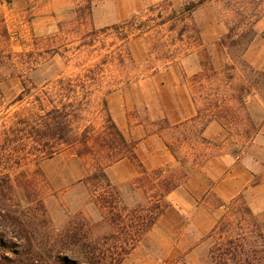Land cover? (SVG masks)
I'll return each mask as SVG.
<instances>
[{
	"label": "rangeland",
	"instance_id": "obj_1",
	"mask_svg": "<svg viewBox=\"0 0 264 264\" xmlns=\"http://www.w3.org/2000/svg\"><path fill=\"white\" fill-rule=\"evenodd\" d=\"M190 3L198 6L186 11ZM93 5L0 0V52L33 53L40 66L31 77L44 90L55 89L59 79L64 88L73 80L77 102L87 103L84 125L101 129L98 113L106 100L135 147L136 160L108 172L130 205L142 201V186L150 195L163 191L161 175L178 184L167 198L170 209L124 264H208L215 225L237 229L241 216L245 229L264 225L244 196L224 203L212 179L202 182L207 162L222 156L264 180V94L252 87L253 71L264 73V0H138L127 19L109 25L95 21ZM2 95L0 130L29 106H9L19 96L17 83L3 85ZM74 157L68 151L39 165L44 177L37 176V190L59 229L79 214L101 220L89 189L79 183L90 166ZM37 168L31 165L30 173ZM201 188L209 192L194 194Z\"/></svg>",
	"mask_w": 264,
	"mask_h": 264
},
{
	"label": "trees",
	"instance_id": "obj_2",
	"mask_svg": "<svg viewBox=\"0 0 264 264\" xmlns=\"http://www.w3.org/2000/svg\"><path fill=\"white\" fill-rule=\"evenodd\" d=\"M197 6L190 3L186 11ZM39 66L33 53L0 52V96L3 85L17 83L19 96L9 106L29 104L8 117L0 130V264H124L170 209L167 198L178 184L161 175L157 180L163 191L150 195L142 186V201L130 205L108 172L124 160H136L135 147L113 121L106 100L98 113L101 129L84 125L81 107L87 103L77 102L73 80L64 88L59 79L55 89L44 90L31 77ZM253 77L252 87L263 95L264 73L255 70ZM68 151L82 166H90L79 183L89 189L101 220L79 214L59 229L47 217L37 176L44 177L41 162ZM31 165L38 167L32 173ZM245 221L241 216L237 229L215 225L210 238L217 230L218 238L208 264H264V225L245 229Z\"/></svg>",
	"mask_w": 264,
	"mask_h": 264
},
{
	"label": "crops",
	"instance_id": "obj_3",
	"mask_svg": "<svg viewBox=\"0 0 264 264\" xmlns=\"http://www.w3.org/2000/svg\"><path fill=\"white\" fill-rule=\"evenodd\" d=\"M162 1L165 0H142V4H157ZM93 3V16L99 25L125 20L134 12L136 6L138 7V0H93ZM207 163V176L202 175V182L212 179L215 182L212 191L224 203L244 196L252 213L264 220V180L258 182L254 173L241 166L232 168L224 156ZM192 180L191 178L190 181ZM193 190L194 194L199 195L209 192L203 188ZM194 252L195 249L191 250L187 256H193Z\"/></svg>",
	"mask_w": 264,
	"mask_h": 264
}]
</instances>
